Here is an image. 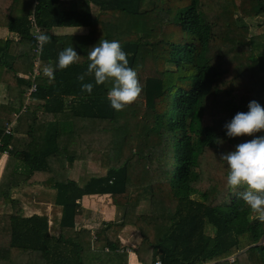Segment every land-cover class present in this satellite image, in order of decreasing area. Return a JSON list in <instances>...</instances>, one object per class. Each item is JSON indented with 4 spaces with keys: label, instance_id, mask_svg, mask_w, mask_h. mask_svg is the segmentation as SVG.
<instances>
[{
    "label": "trees",
    "instance_id": "16d2710c",
    "mask_svg": "<svg viewBox=\"0 0 264 264\" xmlns=\"http://www.w3.org/2000/svg\"><path fill=\"white\" fill-rule=\"evenodd\" d=\"M262 17L264 24V0H0V27L18 34V39L0 38V84L9 91L8 103L0 104V156L14 138L5 134L14 113L16 130L24 121H39L32 118L38 110L51 114L58 127L31 126L30 134L44 133L25 164L31 178L49 171L48 157L60 152L59 139L67 131L59 125L69 116L94 120L96 130L89 136L95 143L89 148L94 161L108 168L84 185L57 182L58 235L52 234L48 216L22 215L20 201L10 196L16 185L3 179L0 208L12 204L14 211L0 213V264H108L104 251L110 252L111 264H128V253H118L119 233L128 225L140 231L142 241L133 251L142 263L264 264V223L239 199L243 188L236 193L228 188L227 164L221 159L239 143L264 136L261 131L229 138L224 127L238 112H247L250 101L264 106V33L229 35L233 29H250L249 22ZM32 18L51 36L43 46L42 67L55 68L68 47L75 48L79 61L57 69L51 81L43 73L37 77L38 90L24 110L36 42ZM58 27H86L88 32L66 36L53 32ZM100 39L118 40L138 73L143 91L129 114L142 112L148 121L154 115L157 122L158 138L128 154L124 148L130 139L118 134L126 124L119 125L114 150L123 159L115 164L110 140L121 113L107 99L111 85L81 93L77 79ZM145 46L156 50H149L156 68H146ZM25 47L27 61L19 62ZM38 105L42 108L35 109ZM127 113L124 109L123 116ZM131 171L134 178H129ZM138 177L148 183L136 185ZM86 194H111L117 219L94 231L78 229V200Z\"/></svg>",
    "mask_w": 264,
    "mask_h": 264
},
{
    "label": "crops",
    "instance_id": "0c3cea01",
    "mask_svg": "<svg viewBox=\"0 0 264 264\" xmlns=\"http://www.w3.org/2000/svg\"><path fill=\"white\" fill-rule=\"evenodd\" d=\"M68 1L73 2L74 0ZM81 30L83 29L58 27L53 29V32L67 36L68 34H76ZM8 37L18 39V34L10 32L5 27H0V38ZM27 49L28 48L25 47V49L19 51L17 58L19 62L23 61V63H25L27 61L29 55ZM8 92L7 84L1 83L0 104L8 103ZM69 99L70 98H67V102H70ZM36 108L40 109L42 107L38 105L35 109ZM125 109H130V106ZM69 110L68 108L66 111ZM37 111L34 112L32 118L40 117L39 121H34L32 123L24 121L20 123V127L16 130L15 128L17 125L13 128L14 138L10 144V150L13 149V154L9 153V150L7 153L0 156V183L6 178L9 182L13 183V185H16L12 186L10 196L14 200L20 201L22 205L20 212L23 216H31L34 214L48 216L52 234L58 235L61 231L60 222L62 217V206L56 204L57 182L71 179L84 185L95 176L105 175L108 168L101 167L98 162L94 161V152L92 148H89L91 143L92 147L95 143V139L93 138L92 142V137L89 136L96 130L94 120L86 121L83 118L69 116L67 123H59L62 129L66 126L67 131L60 136V152L48 157L49 171L44 174L36 175L34 178L32 177V179L29 176V171L25 164L30 161L32 157L33 153L31 151L36 144L35 142H37L35 139L39 135L43 136L44 133L36 132L30 134L29 131L33 126H36V129H43L44 127L47 128L48 125L52 127L57 125L56 120L52 119L53 116L47 111L44 113ZM62 117L63 115H60L58 121H60ZM57 127L58 125L56 128ZM115 132L117 131H113L112 124L110 140L111 162L114 161L116 155L114 150ZM79 134L87 140H81ZM117 160H119L118 157L116 158V161ZM9 164L11 168L9 166L7 168ZM131 177L132 171L129 178ZM17 179L20 180L17 181ZM78 201L82 207L81 214L76 224L78 229L83 227L94 231L104 223L117 219V207L113 203L111 194H86ZM18 208V206L15 207L16 210ZM12 211H14L12 204L4 205V207L0 208L1 214L3 212L10 213ZM131 228L132 226L128 225L119 233L122 249L118 253H128V264H143L138 260L137 255L133 251L134 247H136V243H138L142 237L137 228L133 227V230ZM136 229L137 231H134ZM105 259L108 264H111L110 261L112 259L110 258V252L107 253L104 251L102 253V260L105 261Z\"/></svg>",
    "mask_w": 264,
    "mask_h": 264
},
{
    "label": "clouds",
    "instance_id": "9594fccd",
    "mask_svg": "<svg viewBox=\"0 0 264 264\" xmlns=\"http://www.w3.org/2000/svg\"><path fill=\"white\" fill-rule=\"evenodd\" d=\"M34 38L41 48L51 42V36L42 32H37ZM87 58L86 71L77 77L81 93L91 94L95 86L109 83L107 99L116 111L124 110L140 98L143 87L138 73L129 66L128 54L118 40L100 39L87 53ZM78 61L75 48L68 47L59 53L55 68L46 65L42 73L51 81L57 69L66 70ZM86 78H92L94 82H86ZM248 109L247 112H238L225 124L229 138L251 137L264 131V106L252 100ZM221 159L227 164L228 188L234 193L243 188L238 192L239 199L264 223V136L239 143L234 151L222 155ZM157 264L161 262L158 260Z\"/></svg>",
    "mask_w": 264,
    "mask_h": 264
},
{
    "label": "rangeland",
    "instance_id": "374dc122",
    "mask_svg": "<svg viewBox=\"0 0 264 264\" xmlns=\"http://www.w3.org/2000/svg\"><path fill=\"white\" fill-rule=\"evenodd\" d=\"M263 21V17L260 18H256V19H252L249 22V25H251L250 29H233L231 31H229V35L230 36H242V37H251L252 35H259V34H263L264 33V24L262 23ZM83 29L81 31H78L79 33H86L88 32V28L86 27H80V29ZM145 52L144 54H142L145 58V66L147 69H151V68H156L157 67V61L154 60L153 56H152V52L156 53V50L153 47H149V46H145ZM150 50V51H149ZM140 53L141 50H140ZM127 110V114L123 116L124 114V110L120 111L121 116L119 117L118 120H116V123L114 124V130L117 131V128L119 127V125L121 124H126V126H121L120 129L118 130V134L120 136H123L124 139H130L129 144H127L124 148V153L128 154V153H133L135 148L136 149H140V150H144L147 148V145L149 143H153L155 141L156 138H158V134H157V130L153 129V127L157 126V122L155 121L156 118L154 117V115H150L151 117L149 118V121L142 115V112H138L137 114H133L131 112V114H129V112L133 109H126ZM151 121V122H150ZM154 125V126H153ZM128 129V130H127ZM116 134V132H115ZM116 137V135H115ZM117 156L115 155L113 164L119 163L118 161H116ZM119 159H123L122 157H120ZM132 178L133 177V172H132ZM145 183H141L142 180L138 177V179L135 181L137 185L141 184H146L148 183L147 179H145L144 177H142ZM150 178V176H149ZM151 179V178H150ZM145 208V205H143V209ZM142 209V208H140ZM133 230V226L131 228ZM131 231V230H129ZM134 231H137L134 230ZM52 232V230H51ZM142 240L140 239L138 241V243H136V246H138L140 244ZM232 260V259H231Z\"/></svg>",
    "mask_w": 264,
    "mask_h": 264
},
{
    "label": "built area",
    "instance_id": "2783aa9c",
    "mask_svg": "<svg viewBox=\"0 0 264 264\" xmlns=\"http://www.w3.org/2000/svg\"><path fill=\"white\" fill-rule=\"evenodd\" d=\"M32 19H33V23H34L35 34L37 32H41V28L35 23L34 18H32ZM35 34H34V36H35ZM32 50L34 53L33 68H32V71L29 73V76H28L30 78L31 84L25 92L26 103H25V106L23 107L24 110L27 108V105L30 104L32 95L34 93H36L38 90V84L36 81H37V77H39L42 74V68H43L42 67V57H41L43 47L42 48L39 47L37 44V41H36ZM17 117H18V113H14V119L10 123L6 124V127H5V134L6 135L13 134V128H14V125L16 124ZM8 151H6L5 153H7ZM157 261H155L154 264H157ZM159 261L161 262V264H163V262L161 260H159ZM143 264H146V263H143Z\"/></svg>",
    "mask_w": 264,
    "mask_h": 264
}]
</instances>
